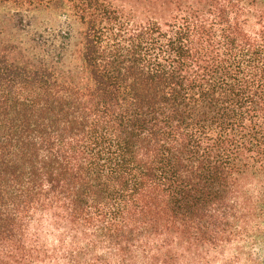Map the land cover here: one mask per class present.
<instances>
[{
	"label": "trees",
	"instance_id": "obj_1",
	"mask_svg": "<svg viewBox=\"0 0 264 264\" xmlns=\"http://www.w3.org/2000/svg\"><path fill=\"white\" fill-rule=\"evenodd\" d=\"M241 255L264 264V0H0V264Z\"/></svg>",
	"mask_w": 264,
	"mask_h": 264
},
{
	"label": "rangeland",
	"instance_id": "obj_2",
	"mask_svg": "<svg viewBox=\"0 0 264 264\" xmlns=\"http://www.w3.org/2000/svg\"><path fill=\"white\" fill-rule=\"evenodd\" d=\"M39 18L42 21V25H41L42 29H43V27L45 25L48 26V27H51L52 29H55V26L57 27L58 25H61L63 23V21H64V20H62V17L59 16V15H56L55 12H53V13L44 12V13H42V15H40L38 17V19ZM71 24H72L71 25V27H72L71 43H74V40L77 39V35L75 34V32H76V29H77L78 25L74 21ZM65 25H66V23L64 21V25L63 26H65ZM43 34L46 37H49L51 35L50 34V30L49 31H44ZM70 47L73 48L72 44H70ZM230 253H232V251L230 252V250H228V249L224 250V255L226 257H229ZM216 263H217L216 261H213L212 264H216ZM232 264H250V263H248L245 260V258H243L242 255H241V257L239 258V261L235 262V263H232Z\"/></svg>",
	"mask_w": 264,
	"mask_h": 264
}]
</instances>
